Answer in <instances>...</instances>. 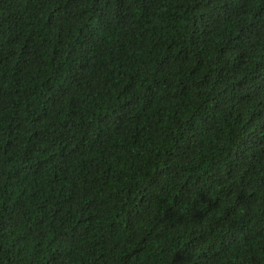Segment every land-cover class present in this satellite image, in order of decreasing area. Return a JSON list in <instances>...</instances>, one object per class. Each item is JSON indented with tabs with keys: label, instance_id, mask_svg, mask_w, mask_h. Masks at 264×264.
Here are the masks:
<instances>
[{
	"label": "trees",
	"instance_id": "trees-1",
	"mask_svg": "<svg viewBox=\"0 0 264 264\" xmlns=\"http://www.w3.org/2000/svg\"><path fill=\"white\" fill-rule=\"evenodd\" d=\"M0 264H264V0H0Z\"/></svg>",
	"mask_w": 264,
	"mask_h": 264
}]
</instances>
